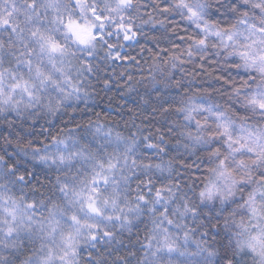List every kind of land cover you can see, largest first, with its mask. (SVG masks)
Instances as JSON below:
<instances>
[{
  "label": "snow or ice",
  "instance_id": "snow-or-ice-1",
  "mask_svg": "<svg viewBox=\"0 0 264 264\" xmlns=\"http://www.w3.org/2000/svg\"><path fill=\"white\" fill-rule=\"evenodd\" d=\"M0 264H264V0H0Z\"/></svg>",
  "mask_w": 264,
  "mask_h": 264
},
{
  "label": "trees",
  "instance_id": "trees-1",
  "mask_svg": "<svg viewBox=\"0 0 264 264\" xmlns=\"http://www.w3.org/2000/svg\"><path fill=\"white\" fill-rule=\"evenodd\" d=\"M153 45L151 43H149V47H152ZM134 70V69H132ZM154 99V97H153ZM108 105L107 99L105 98L101 103H100V109H103L105 112L110 113L112 116L120 119L121 115H130V113H128L126 111L127 108L129 107H135L136 106V101L134 100H130L125 98V100L120 104V105H116L115 107H106ZM98 109V110H100ZM149 115H151V113H148ZM137 123H139V120H137Z\"/></svg>",
  "mask_w": 264,
  "mask_h": 264
},
{
  "label": "clouds",
  "instance_id": "clouds-1",
  "mask_svg": "<svg viewBox=\"0 0 264 264\" xmlns=\"http://www.w3.org/2000/svg\"><path fill=\"white\" fill-rule=\"evenodd\" d=\"M145 42H147V41H145ZM141 66H143V67L146 68V65H141ZM132 67H133V69H134V68L137 67V66H132ZM134 74L139 75V73H134ZM139 94H140L141 97L144 96V94H145V89H144L143 87H141V88L139 89ZM94 99H95V98H94ZM152 99H153V97H152ZM103 100H104V99H95V104L100 105V103H101ZM107 102L109 103L108 100H107ZM153 102H154V99H153ZM140 103H142V100L140 101ZM115 106H116V103H115V101H113V102H112V107H115ZM128 117H129V115H123V114L121 115V117H120V121H121V125H120V127H121V130H123V124H124L125 121L128 120ZM129 127H131V124H129ZM181 151H183V149H181ZM165 159H167V157H165ZM193 159H194V157H193Z\"/></svg>",
  "mask_w": 264,
  "mask_h": 264
}]
</instances>
